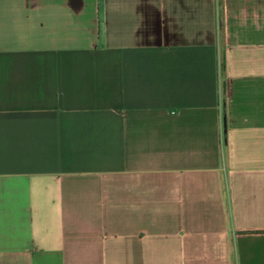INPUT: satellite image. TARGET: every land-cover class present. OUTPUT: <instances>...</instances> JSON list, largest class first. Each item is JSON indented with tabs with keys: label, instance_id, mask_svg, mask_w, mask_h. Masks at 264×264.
I'll return each instance as SVG.
<instances>
[{
	"label": "crops",
	"instance_id": "obj_1",
	"mask_svg": "<svg viewBox=\"0 0 264 264\" xmlns=\"http://www.w3.org/2000/svg\"><path fill=\"white\" fill-rule=\"evenodd\" d=\"M0 264H264V0H0Z\"/></svg>",
	"mask_w": 264,
	"mask_h": 264
}]
</instances>
